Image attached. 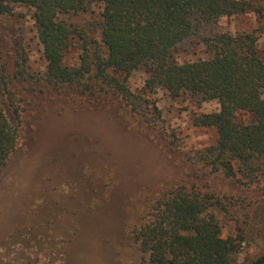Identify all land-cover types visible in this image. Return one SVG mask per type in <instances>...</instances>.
I'll use <instances>...</instances> for the list:
<instances>
[{
	"label": "trees",
	"instance_id": "obj_1",
	"mask_svg": "<svg viewBox=\"0 0 264 264\" xmlns=\"http://www.w3.org/2000/svg\"><path fill=\"white\" fill-rule=\"evenodd\" d=\"M89 6L97 7L96 21L69 28L58 20L60 14ZM16 7L32 11L45 61L42 77L26 67L20 27L12 23H19L24 14ZM245 14L254 15L258 29L240 35L216 33L205 40L209 55L204 59L178 62L174 57L173 49L200 25ZM257 32L264 34V0H0V91L18 122L24 98L16 97V86H45L87 98L91 104L114 99L148 128L160 131L173 155L181 143L175 133L163 130L153 94L164 90L172 99L188 94L215 100L218 111L193 119L196 127L216 131L215 141L194 157L199 166L195 171L201 178L220 176L238 188H249L264 179V59ZM71 47L79 56L68 66L63 57ZM142 67L147 77L138 91H132L128 78ZM239 114L252 121L238 120ZM18 140V129L0 105V173ZM219 203L209 191L183 184L148 198L131 232L141 264H230L247 234L222 236L213 211Z\"/></svg>",
	"mask_w": 264,
	"mask_h": 264
},
{
	"label": "rangeland",
	"instance_id": "obj_2",
	"mask_svg": "<svg viewBox=\"0 0 264 264\" xmlns=\"http://www.w3.org/2000/svg\"><path fill=\"white\" fill-rule=\"evenodd\" d=\"M15 10L24 14L19 23H12L20 27L26 67L42 77L45 61L32 11ZM97 13L96 6H89L60 14L58 20L72 28L96 21ZM258 27L252 14L222 17L200 25L172 53L178 62L204 59L209 55L207 38L221 32L240 35ZM256 34L264 59V34ZM78 56V49L71 47L63 62L73 66ZM146 77L143 67L133 71L130 89L138 91ZM15 91L17 98L19 94L24 98L20 122L0 91L7 120L19 131L16 150L0 173V264H141L131 232L140 222L145 201L182 184L203 188L219 199L213 211L223 237L246 232L230 264L264 257V179L238 188L220 176L201 178L195 171L199 166L194 157L215 141L216 131L196 127L193 119L218 111L217 101L188 94L172 99L164 90L153 94L163 130L175 133L181 143L173 155L160 131L148 128L114 99L91 104L87 98L45 86L28 90L16 86ZM238 120L248 123L252 117L239 114Z\"/></svg>",
	"mask_w": 264,
	"mask_h": 264
},
{
	"label": "water",
	"instance_id": "obj_3",
	"mask_svg": "<svg viewBox=\"0 0 264 264\" xmlns=\"http://www.w3.org/2000/svg\"><path fill=\"white\" fill-rule=\"evenodd\" d=\"M254 264H264V257H262L260 260H258L256 263Z\"/></svg>",
	"mask_w": 264,
	"mask_h": 264
}]
</instances>
